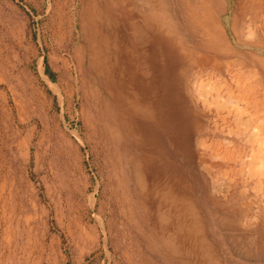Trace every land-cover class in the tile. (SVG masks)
Wrapping results in <instances>:
<instances>
[{"label": "rangeland", "instance_id": "obj_1", "mask_svg": "<svg viewBox=\"0 0 264 264\" xmlns=\"http://www.w3.org/2000/svg\"><path fill=\"white\" fill-rule=\"evenodd\" d=\"M161 3L0 0V264H264V0Z\"/></svg>", "mask_w": 264, "mask_h": 264}, {"label": "bare ground", "instance_id": "obj_2", "mask_svg": "<svg viewBox=\"0 0 264 264\" xmlns=\"http://www.w3.org/2000/svg\"><path fill=\"white\" fill-rule=\"evenodd\" d=\"M151 1V0H150ZM155 5L153 4V7H154ZM202 9V8H201ZM160 10V12L159 13H157L156 11H154V13H151V15L152 16H150L151 17V19H157V18H159L160 17V19H162L163 21H164V23H166V25H167V28H169L170 30L171 29H173V27H174V22H173V20H172V15L170 14V12H169V10H170V8L168 9V4H167V0H162V3H161V8L159 9ZM200 12V11H199ZM194 15V14H193ZM251 34V33H250ZM185 39V38H184ZM258 155V154H257ZM141 178V177H140ZM187 213V212H186ZM165 215V214H164ZM192 215V214H191ZM166 217V216H165ZM168 218V217H167ZM196 218V217H195ZM198 218V217H197ZM190 222V221H189ZM196 230V229H195ZM200 230V229H199ZM186 238V237H185ZM176 236H172V238L170 239L172 242H173V244H174V246L172 247V248H174L175 246H177L176 245ZM165 240V239H164ZM169 244V243H168ZM171 244V243H170ZM205 245H207V244H205ZM166 247H168V246H166ZM171 248V249H172ZM204 248V247H203ZM206 248H207V246H206ZM211 248V247H210ZM177 249V248H176ZM175 252V251H174ZM215 252V251H214ZM208 253V252H207ZM212 254V253H211ZM209 261V260H208ZM211 262V261H210ZM216 264H220L218 261L216 262Z\"/></svg>", "mask_w": 264, "mask_h": 264}]
</instances>
